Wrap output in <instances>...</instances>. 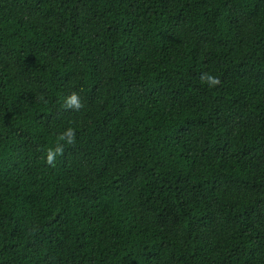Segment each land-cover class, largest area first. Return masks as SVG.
I'll list each match as a JSON object with an SVG mask.
<instances>
[{
    "label": "trees",
    "instance_id": "16d2710c",
    "mask_svg": "<svg viewBox=\"0 0 264 264\" xmlns=\"http://www.w3.org/2000/svg\"><path fill=\"white\" fill-rule=\"evenodd\" d=\"M0 264H264V0H0Z\"/></svg>",
    "mask_w": 264,
    "mask_h": 264
},
{
    "label": "clouds",
    "instance_id": "9594fccd",
    "mask_svg": "<svg viewBox=\"0 0 264 264\" xmlns=\"http://www.w3.org/2000/svg\"><path fill=\"white\" fill-rule=\"evenodd\" d=\"M208 80L210 83H216L217 81H215L212 77H208ZM71 103L75 104L77 102V98L75 96L71 97ZM49 162H51V157H49Z\"/></svg>",
    "mask_w": 264,
    "mask_h": 264
}]
</instances>
